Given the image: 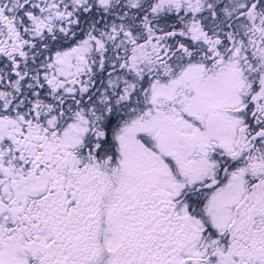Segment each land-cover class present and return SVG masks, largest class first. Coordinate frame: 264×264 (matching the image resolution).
Segmentation results:
<instances>
[{"label": "snow or ice", "instance_id": "obj_1", "mask_svg": "<svg viewBox=\"0 0 264 264\" xmlns=\"http://www.w3.org/2000/svg\"><path fill=\"white\" fill-rule=\"evenodd\" d=\"M0 264H264V0H0Z\"/></svg>", "mask_w": 264, "mask_h": 264}]
</instances>
